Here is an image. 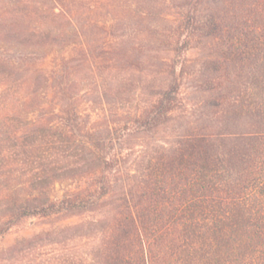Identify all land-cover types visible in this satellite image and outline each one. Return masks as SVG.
Returning <instances> with one entry per match:
<instances>
[{
  "label": "trees",
  "instance_id": "trees-1",
  "mask_svg": "<svg viewBox=\"0 0 264 264\" xmlns=\"http://www.w3.org/2000/svg\"><path fill=\"white\" fill-rule=\"evenodd\" d=\"M19 1V13L0 19L3 132L22 130L4 156L43 157L37 147L56 156L68 141L95 165L68 175L55 166L51 187L37 183L43 161L30 167L16 185L26 194L15 193L0 213V235L27 217L107 205L95 264H264V0H124L109 24L88 18L94 0ZM192 49L204 52L191 61ZM191 67L204 94L194 114L181 96ZM105 70L159 72L168 81L120 115L119 127L87 126L73 82ZM20 104L31 118L15 128L7 116ZM176 114L198 122L180 136L179 155L151 157L130 172L112 134L149 131ZM78 178L85 184L49 194Z\"/></svg>",
  "mask_w": 264,
  "mask_h": 264
},
{
  "label": "rangeland",
  "instance_id": "rangeland-1",
  "mask_svg": "<svg viewBox=\"0 0 264 264\" xmlns=\"http://www.w3.org/2000/svg\"><path fill=\"white\" fill-rule=\"evenodd\" d=\"M94 1L96 6L90 10L88 18L99 19L106 24H109L114 15L122 10V5H126L124 0ZM21 5L19 0H11V2L0 0V19L8 22V15L11 12L19 13ZM158 9L161 7L159 6ZM31 10L35 9L32 7ZM152 22L156 23L158 19H152ZM158 23L160 26L163 24L160 21ZM0 45L3 44L0 42ZM203 52L192 49L186 55L189 60L193 61ZM159 54L161 57H165L167 52L161 51ZM80 75L77 76V79L82 80L73 82V90L81 101V116L83 119H87V126L96 127L105 125L119 127L117 121L120 115L141 108L144 102L149 99L150 93L168 81L167 76L163 73L137 70L120 73L105 70L97 75L91 73L85 74V76ZM195 76L197 75L191 67L190 75L181 87V96L193 107V114L194 111L198 112L204 97L203 92L197 87L199 79L193 80ZM21 102H23V98ZM15 110V112L12 110L7 118L13 121L12 125L14 123L15 128L24 127L31 118V111L28 109L25 112L23 104H20ZM3 117L5 114H0V213H4L3 211L13 205L11 199L14 198V195L18 198L15 193L26 194V191L21 188L20 192L17 191L16 185L24 180L25 172L30 167L38 165L40 161H43L47 168L39 171L37 183L47 187H51L50 184L53 183L52 179L56 175L53 173L55 166L63 167L61 175H68L79 168L85 170L95 165L90 152L68 141H63L61 145H58L60 151L56 156L53 155L56 154L55 148L42 153L41 149L37 147L35 153L43 157H35L31 153H25L21 157H5L8 145H18L22 141V130L13 131L10 138L6 137L3 132ZM182 118V115L176 114V117L165 125L149 131L118 129L115 134H112L111 140L116 148L121 149V157H126L125 166L128 170L134 173L133 169L138 165V162L145 164L144 162L151 157H177L179 155L178 141L184 130L187 127L198 128V122L194 120L193 115H190L188 118L190 120L186 122ZM38 132L43 134L41 130L36 133ZM25 133L27 132L25 131ZM29 154L31 155L29 156ZM22 161H24L23 164ZM79 179L55 183L52 188H47L49 194L54 195L68 187L85 184L84 178ZM17 201L14 205L21 203L20 200ZM107 207V205L97 206L88 211H77L68 215L33 216L20 220L6 234L0 235V264H95L90 253L99 246L98 233L105 225L103 216L107 213ZM32 237L33 240L23 242L18 251L10 249L17 239Z\"/></svg>",
  "mask_w": 264,
  "mask_h": 264
}]
</instances>
